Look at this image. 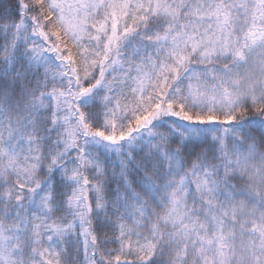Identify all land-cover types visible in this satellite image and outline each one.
Listing matches in <instances>:
<instances>
[{"label":"snow or ice","instance_id":"obj_1","mask_svg":"<svg viewBox=\"0 0 264 264\" xmlns=\"http://www.w3.org/2000/svg\"><path fill=\"white\" fill-rule=\"evenodd\" d=\"M0 264H264V0H0Z\"/></svg>","mask_w":264,"mask_h":264}]
</instances>
